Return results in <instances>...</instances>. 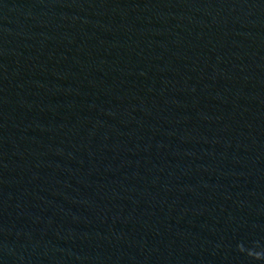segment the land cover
<instances>
[{"label":"water","instance_id":"water-1","mask_svg":"<svg viewBox=\"0 0 264 264\" xmlns=\"http://www.w3.org/2000/svg\"><path fill=\"white\" fill-rule=\"evenodd\" d=\"M0 264H264V0H0Z\"/></svg>","mask_w":264,"mask_h":264}]
</instances>
